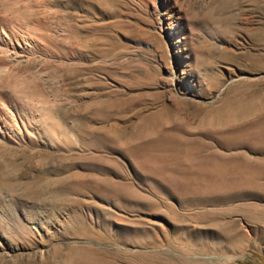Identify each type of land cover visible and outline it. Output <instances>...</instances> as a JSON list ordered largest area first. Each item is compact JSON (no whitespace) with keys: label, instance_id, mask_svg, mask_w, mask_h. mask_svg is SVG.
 <instances>
[{"label":"rangeland","instance_id":"obj_1","mask_svg":"<svg viewBox=\"0 0 264 264\" xmlns=\"http://www.w3.org/2000/svg\"><path fill=\"white\" fill-rule=\"evenodd\" d=\"M219 1L0 0V264H264V7Z\"/></svg>","mask_w":264,"mask_h":264},{"label":"bare ground","instance_id":"obj_2","mask_svg":"<svg viewBox=\"0 0 264 264\" xmlns=\"http://www.w3.org/2000/svg\"><path fill=\"white\" fill-rule=\"evenodd\" d=\"M257 5H255V9L256 8H260V7H264V0H253ZM242 2V1H241ZM244 2V1H243ZM260 3H263V4H260ZM236 4V2H232L231 0H220L218 2V4L216 6H214L212 8V10L210 12H208V15L206 14V17H201L203 18L202 20H204V22H208L210 24L213 23L214 25V29L215 30H218L220 33H224L226 32V30L228 29L229 27V24L232 22L233 18L235 17V15L232 14V12L230 11L234 5ZM240 4V3H239ZM238 4V5H239ZM252 5V4H251ZM16 7V6H15ZM236 7V6H235ZM240 7V6H239ZM252 8H254V5L252 6ZM251 8V9H252ZM9 9V8H8ZM242 9V8H241ZM243 10V9H242ZM250 10V9H249ZM248 10V11H249ZM10 11V10H9ZM245 11V10H243ZM251 11V10H250ZM7 13V12H6ZM4 13L6 16L7 14ZM11 13V12H10ZM1 16H3L4 14L1 13ZM23 15V13H22ZM201 15H204V14H201ZM240 15V14H239ZM17 16V15H16ZM5 16H3L2 18H4ZM10 17V14L9 16H7V18ZM15 17V16H13ZM7 18H5L6 20H8ZM12 17H10L11 19ZM200 18V19H201ZM237 18V17H236ZM15 18H13L14 20ZM17 19V17H16ZM15 19V20H16ZM27 19V18H26ZM32 19V18H31ZM39 19V18H38ZM12 20V19H11ZM12 20V21H13ZM14 20V21H15ZM29 21V18L27 19ZM201 20V21H202ZM3 21V20H2ZM38 20L36 19V22ZM5 22V20L3 21ZM3 22H1V17H0V56H1V53H3L4 55H10L12 58H20L22 56H24L25 54L26 55H29V54H35V52L37 51V43L35 38L31 35L30 31H22L23 33H19L17 30H15V26H11V27H8L7 25H3ZM6 22H9V21H6ZM18 22V21H17ZM23 22V21H22ZM31 23H33V26L35 23L33 21H30ZM11 25H12V22H10ZM14 23V22H13ZM24 23V22H23ZM21 23V24H23ZM42 23V22H40ZM5 24V23H4ZM14 25V24H13ZM36 26L38 25L37 23L35 24ZM212 25V26H213ZM28 26V25H27ZM32 26V27H33ZM35 26V27H36ZM39 27L41 25H38ZM22 27V25H21ZM24 27V26H23ZM22 27V28H23ZM33 27L32 30L35 28ZM43 27V25L41 26ZM40 27V28H41ZM44 28V27H43ZM19 29V28H18ZM38 28H36L35 30H37ZM33 30V31H35ZM39 31L42 30V29H38ZM21 31V30H20ZM32 31V32H33ZM217 32V31H216ZM34 34V32H33ZM38 34V33H37ZM43 35V34H42ZM41 35V36H42ZM47 36V35H46ZM47 39L48 36H47ZM41 41V40H40ZM43 41V40H42ZM48 40H46L47 42ZM51 43V42H50ZM42 44V43H41ZM40 45V44H39ZM46 45V44H45ZM42 47H43V44H42ZM214 47V46H213ZM50 48V47H49ZM48 50V49H46ZM50 50V49H49ZM211 50V49H210ZM209 50V51H210ZM45 52V51H44ZM47 52V51H46ZM208 52V51H207ZM216 52V51H215ZM39 53V52H38ZM45 54V53H44ZM40 55V54H39ZM208 55V54H207ZM3 56V55H2ZM1 56V58L3 59V57ZM43 56V55H42ZM47 56V55H46ZM10 57V58H11ZM27 57V56H26ZM44 57V56H43ZM0 58V72L1 73H5V69H6V65L7 63H5V61H3L2 59ZM5 58V57H4ZM31 58V57H30ZM6 59V58H5ZM15 60V59H13ZM12 60V61H13ZM22 61V60H21ZM31 61V60H30ZM28 61V62H30ZM9 62H11L9 60ZM18 62L19 64V61H16ZM15 62V63H16ZM14 63V64H15ZM9 64V63H8ZM11 65V63H10ZM13 68V67H12ZM9 69V68H8ZM3 71V72H2ZM8 72V70L6 71ZM9 73V72H8ZM7 73V75H8ZM3 76V74H0ZM6 75V73H5ZM11 75V73H10ZM9 76V75H8ZM3 78V77H2ZM7 78V76H6ZM5 79V77H4ZM4 82V81H3ZM6 82V81H5ZM2 83V82H1ZM5 84V83H4ZM3 86V85H2ZM6 95L4 93H2V90H0V137H3L6 135H8V133H11L13 136L17 135V134H20L21 135V130H20V126H19V122H20V119L17 120V117L16 115L11 111V109H9L8 105L6 104L7 101H6ZM28 103V102H27ZM15 109V108H14ZM32 109V108H31ZM16 111V110H15ZM31 111V110H30ZM28 114H29V118L26 115H22V119L27 122L29 119L31 121H33L34 117H33V114L31 112H29V110L27 111ZM21 113V112H20ZM22 114V113H21ZM42 114V113H41ZM43 116H46V119H47V116L46 115V112L43 114ZM45 118V117H44ZM43 121V120H42ZM23 123V122H22ZM43 123V122H42ZM48 123V122H47ZM45 124V123H44ZM49 124V123H48ZM51 126V125H50ZM48 125H46V128L45 129H48ZM51 131H49L50 133ZM22 137H25V135L22 134ZM21 139V138H20ZM26 142V141H25ZM42 191V190H41ZM46 191V190H45ZM38 192V190H37ZM15 220V219H14ZM21 226V225H20ZM81 256L78 257L77 259V262L80 260ZM83 258V257H82Z\"/></svg>","mask_w":264,"mask_h":264}]
</instances>
